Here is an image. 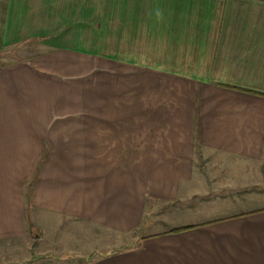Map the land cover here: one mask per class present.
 Wrapping results in <instances>:
<instances>
[{"label":"crops","instance_id":"obj_1","mask_svg":"<svg viewBox=\"0 0 264 264\" xmlns=\"http://www.w3.org/2000/svg\"><path fill=\"white\" fill-rule=\"evenodd\" d=\"M136 17L110 53L0 66V253L36 233L85 264H264V0Z\"/></svg>","mask_w":264,"mask_h":264},{"label":"rangeland","instance_id":"obj_2","mask_svg":"<svg viewBox=\"0 0 264 264\" xmlns=\"http://www.w3.org/2000/svg\"><path fill=\"white\" fill-rule=\"evenodd\" d=\"M143 3L144 0H0V23L7 5L8 26L12 27L8 30L20 33L9 38L12 44L0 46V66L26 61L57 47L92 51L95 53L91 54L99 56L110 53L118 45L120 35L124 41L134 40L131 21L137 18V10ZM36 236L33 233L30 243L2 246L0 264H85L84 258L72 260L61 252L41 254L38 240L32 246Z\"/></svg>","mask_w":264,"mask_h":264},{"label":"trees","instance_id":"obj_3","mask_svg":"<svg viewBox=\"0 0 264 264\" xmlns=\"http://www.w3.org/2000/svg\"><path fill=\"white\" fill-rule=\"evenodd\" d=\"M191 228H193V227H183V228H178V229L173 230V232L186 231V230H189V229H191ZM122 250H123V249H122ZM83 262L91 263V262H93V259H92V258H91V259H87L86 261H83Z\"/></svg>","mask_w":264,"mask_h":264},{"label":"clouds","instance_id":"obj_4","mask_svg":"<svg viewBox=\"0 0 264 264\" xmlns=\"http://www.w3.org/2000/svg\"><path fill=\"white\" fill-rule=\"evenodd\" d=\"M159 15V13H157Z\"/></svg>","mask_w":264,"mask_h":264}]
</instances>
